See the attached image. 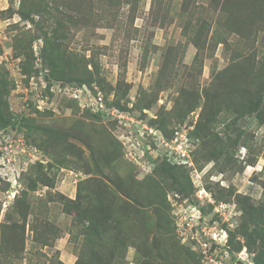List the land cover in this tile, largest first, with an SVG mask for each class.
<instances>
[{"label": "rangeland", "instance_id": "374dc122", "mask_svg": "<svg viewBox=\"0 0 264 264\" xmlns=\"http://www.w3.org/2000/svg\"><path fill=\"white\" fill-rule=\"evenodd\" d=\"M81 89L191 127L194 167ZM213 235L264 264V0H0V264H204Z\"/></svg>", "mask_w": 264, "mask_h": 264}, {"label": "built area", "instance_id": "2783aa9c", "mask_svg": "<svg viewBox=\"0 0 264 264\" xmlns=\"http://www.w3.org/2000/svg\"><path fill=\"white\" fill-rule=\"evenodd\" d=\"M74 97H78L93 112H103L111 118L123 123L130 133H133L137 138H151L155 143L153 150L159 151L160 157L171 166H179L185 168L194 167L192 158L193 147L190 138V128L183 124L176 126L171 130L169 136H165L161 130L147 126L142 120H136L126 111L120 110L116 107H108L103 100L100 93L91 94L90 91L85 90V94L81 89L79 94L73 92ZM125 137H130L126 135ZM195 172V171H193ZM215 249L212 253L207 252L211 242L202 241L204 253V264H249L247 253L242 250L233 257L227 249H225V242L217 241L216 236L213 235Z\"/></svg>", "mask_w": 264, "mask_h": 264}]
</instances>
